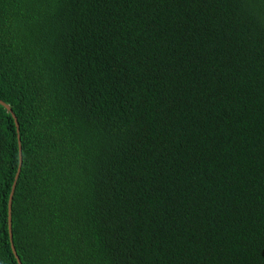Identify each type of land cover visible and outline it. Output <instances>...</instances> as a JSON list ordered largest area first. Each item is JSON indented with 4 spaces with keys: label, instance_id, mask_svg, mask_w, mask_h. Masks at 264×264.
Listing matches in <instances>:
<instances>
[{
    "label": "trees",
    "instance_id": "1",
    "mask_svg": "<svg viewBox=\"0 0 264 264\" xmlns=\"http://www.w3.org/2000/svg\"><path fill=\"white\" fill-rule=\"evenodd\" d=\"M0 103V264H264V0H0Z\"/></svg>",
    "mask_w": 264,
    "mask_h": 264
},
{
    "label": "water",
    "instance_id": "2",
    "mask_svg": "<svg viewBox=\"0 0 264 264\" xmlns=\"http://www.w3.org/2000/svg\"><path fill=\"white\" fill-rule=\"evenodd\" d=\"M3 105V103H0ZM4 106V105H3ZM9 111H11L10 107L9 106H5ZM22 157L20 156V166H19V171H18V174L16 176V180L19 178V175H20V172H21V168H22ZM15 188H16V182L13 186V189H12V193H11V196H10V201H9V233H10V240H11V243H12V249H13V253L15 255V258L18 262V264H22L16 251H15V247L13 245V235H12V218H11V208H12V200H13V197H14V192H15Z\"/></svg>",
    "mask_w": 264,
    "mask_h": 264
}]
</instances>
